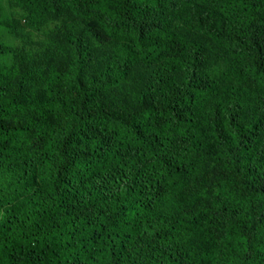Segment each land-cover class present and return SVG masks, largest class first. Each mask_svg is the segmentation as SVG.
I'll use <instances>...</instances> for the list:
<instances>
[{"label":"trees","instance_id":"obj_1","mask_svg":"<svg viewBox=\"0 0 264 264\" xmlns=\"http://www.w3.org/2000/svg\"><path fill=\"white\" fill-rule=\"evenodd\" d=\"M16 1L85 25L34 99L0 64V264H264V0Z\"/></svg>","mask_w":264,"mask_h":264},{"label":"rangeland","instance_id":"obj_2","mask_svg":"<svg viewBox=\"0 0 264 264\" xmlns=\"http://www.w3.org/2000/svg\"><path fill=\"white\" fill-rule=\"evenodd\" d=\"M63 16L59 19H49L40 27L33 26L29 21V11L22 7L16 0H0V64L7 80H12L14 76V64L18 59L29 60L37 57L41 62V68L35 73L32 82L30 97L34 99L37 95L46 92V84L50 81L49 74L43 71L47 66H53L56 60L63 59L65 50V42L62 34H59V25L64 23L74 27L85 25L82 20L72 13L65 10ZM183 24L181 21L176 23L179 27ZM183 26V25H182ZM194 37L204 41L209 48L210 67L213 76L216 78V84L224 83V75L230 68L227 58H224L219 51L218 46L213 39L190 31ZM100 64L106 60L104 54L100 52ZM230 80V78H229ZM20 207L12 200L0 199V236L6 232L8 225L3 221L9 213L19 212ZM200 221L194 225V231H200ZM27 247L17 248L14 259L15 264H20L25 258V249ZM37 253L34 250H28L27 257L32 259Z\"/></svg>","mask_w":264,"mask_h":264}]
</instances>
